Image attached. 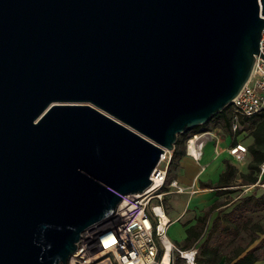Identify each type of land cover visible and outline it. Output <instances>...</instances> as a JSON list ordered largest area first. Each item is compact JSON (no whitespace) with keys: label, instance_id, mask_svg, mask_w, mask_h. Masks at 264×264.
I'll return each mask as SVG.
<instances>
[{"label":"water","instance_id":"1","mask_svg":"<svg viewBox=\"0 0 264 264\" xmlns=\"http://www.w3.org/2000/svg\"><path fill=\"white\" fill-rule=\"evenodd\" d=\"M264 0H0V264H67L252 73Z\"/></svg>","mask_w":264,"mask_h":264},{"label":"built area","instance_id":"2","mask_svg":"<svg viewBox=\"0 0 264 264\" xmlns=\"http://www.w3.org/2000/svg\"><path fill=\"white\" fill-rule=\"evenodd\" d=\"M228 110L229 127L233 133L241 131L247 119L264 110V30L250 78ZM213 140L209 132L192 135L186 141V155L199 161L204 145ZM218 153L215 146L214 154ZM228 154L233 162L241 163L247 157V150L243 144L236 143L228 149ZM172 155L173 151L167 150L160 155L150 176L149 188L142 193L122 195L121 202L109 218L80 235L67 264H164L165 256L168 264H173L174 257L183 264H195L197 244L186 249L178 248L167 236L171 220L166 217L165 197L183 192L176 182L170 184L175 191L163 189ZM263 175L264 160L259 166L258 181L245 188L264 189ZM169 241V254L166 255V242Z\"/></svg>","mask_w":264,"mask_h":264},{"label":"trees","instance_id":"3","mask_svg":"<svg viewBox=\"0 0 264 264\" xmlns=\"http://www.w3.org/2000/svg\"><path fill=\"white\" fill-rule=\"evenodd\" d=\"M226 110H228V107L213 119L221 118L224 122V126L230 129L229 116L226 115ZM245 124L249 125V136L252 138V143L246 147L247 156L250 158L247 165L248 173L246 175H240V178L242 182L255 184L259 174V166L264 160V110L254 117L247 119ZM202 127L203 126H199L187 130L177 137L170 165L173 159L178 160L184 155V152L179 150L178 146L182 145L187 138L191 137ZM242 130H244V127ZM242 130L237 131L236 135H239ZM224 166V171L219 175L218 181L214 185V188L218 190L217 192L220 195L233 193L232 190L227 188L233 186L232 183L237 174V170L231 164L226 162ZM200 187L213 188L212 185L208 183H200ZM163 189H166V187H163ZM231 205L232 209L230 211L224 210ZM222 206L226 207L216 212L208 228L207 220L212 212L218 208L216 204L211 205L208 211L197 218L196 223L188 226L184 230L186 234L184 245L191 246L194 243L197 244L195 264H219L221 261L223 264H256L262 257L261 250L264 249V223L260 221L251 222V217L246 214L248 212H262L260 218L264 219V193L258 197L255 195H248L240 198L237 203L226 202L222 204ZM241 232L247 235V241L241 244L240 242L244 239L239 237L238 240L240 242L235 244L227 252H223L221 249L223 245L221 242L215 240L216 235L227 236L230 237L227 245H230L235 242Z\"/></svg>","mask_w":264,"mask_h":264},{"label":"rangeland","instance_id":"4","mask_svg":"<svg viewBox=\"0 0 264 264\" xmlns=\"http://www.w3.org/2000/svg\"><path fill=\"white\" fill-rule=\"evenodd\" d=\"M226 115L229 116V110H226ZM204 132H209L214 137V145H228L231 144L234 138L235 141V135L236 133L231 132V130L228 127L224 126V122L221 118H215L212 121L208 122L207 124L203 125L202 128H200L195 134L198 135ZM250 132L249 125L246 124L244 127V130H242L238 142L246 145L245 142V135L247 136ZM188 139V138H187ZM178 146L179 150H182L184 152V155L180 159H173L172 164L169 167V172L166 178V189L170 191H175V188L170 187V184L172 182H176L179 187L181 186V183L178 181V177L180 174L183 173L182 167H181V160L183 157H186V141ZM209 145V142L207 143ZM234 145V144H233ZM218 151L221 152L220 147H217ZM206 150V149H205ZM192 159V158H191ZM193 160V159H192ZM223 162V161H222ZM186 188H184V191L182 193H172L165 197V211L168 216V218L172 221L167 229V236L173 243L178 247L182 249L189 248L190 246H185L184 242L177 243L175 238L176 235L180 237V234L183 231V228H187L188 226L196 223L197 218L202 216L206 211H208L209 207L213 204H216L218 206L215 211L212 212L209 219L207 220V228L210 225L211 220L216 215V212L218 210H223L225 206H222V204L226 202H235L237 203L239 198L246 197V194L242 193V187L236 186L233 190V193L226 194V195H220L218 192L214 191V193H208L209 195H205L203 192H198V194H195V196H192L189 194L191 189V184L185 185ZM184 186V187H185ZM169 187V189H168ZM196 189V188H195ZM256 190L263 192L264 189H261L260 187H257ZM232 209V205L230 207L225 208V211H230ZM175 215V216H174ZM246 215H249L251 217V222L260 221L261 223H264V219L260 218V215H262V212L260 213H250L248 212ZM240 223V222H239ZM241 237L244 240L241 242L238 240V238ZM248 237L245 233L241 232L239 236L236 238L235 242L227 245V243L230 240V237L227 236H215V240L218 242H221L223 246H221V249L223 252L229 251L235 244L240 242L241 244H244L247 241ZM261 256L264 259V249L261 250ZM173 264H183V262L174 257ZM221 264V263H219Z\"/></svg>","mask_w":264,"mask_h":264},{"label":"crops","instance_id":"5","mask_svg":"<svg viewBox=\"0 0 264 264\" xmlns=\"http://www.w3.org/2000/svg\"><path fill=\"white\" fill-rule=\"evenodd\" d=\"M240 134L235 135V141L233 138L232 143L231 144L229 143L228 145H221V146L214 145L213 141L209 142V145H207L208 143L207 142L203 147L202 156L200 160L197 162L192 160L189 156L183 157L181 160V167H182L183 173L180 174L178 177V181L181 183V186H182L181 188L183 189V191H184V188H186L185 185L191 184V189L192 188L193 189L192 191L189 192V194L192 196H195V194H198V192H203L205 193V195H209L208 193H214V191L217 192L218 190L214 188V185L217 183L219 175L224 171L225 169L224 164L227 162L231 164L232 166H234L235 169L237 170L236 177L234 179V182L232 183L233 186H230L227 189L233 191L236 186H241L243 194H246L247 196L248 195H255L256 197L260 196L263 192L256 190L257 187L252 188V189L251 188L246 189L245 187H249L254 184H247L246 182H242L240 178V175H246L248 173L247 165L250 161L249 156H247L245 160H243L241 163H235L231 160V157L228 154V149L233 147L236 143H239L238 138ZM245 137H246L245 139L246 145L244 146L247 147L248 145L252 143V138L249 136V134L247 136L245 135ZM215 146L216 147L219 146L221 149V152L219 151L217 155L214 154ZM263 178H264V175L262 176V179ZM258 179L259 177L257 176V181ZM200 183H204V184L208 183L212 185L213 188H201ZM229 203H232V202H229ZM263 213H264V210H263ZM185 236L186 234L183 228V231L180 234V237L176 235V238H175L176 242L177 243L184 242ZM220 263L223 264L222 261ZM256 264H264V259L261 257L256 262Z\"/></svg>","mask_w":264,"mask_h":264},{"label":"bare ground","instance_id":"6","mask_svg":"<svg viewBox=\"0 0 264 264\" xmlns=\"http://www.w3.org/2000/svg\"><path fill=\"white\" fill-rule=\"evenodd\" d=\"M168 218V216H166ZM169 248H170V241L169 242H166V255L169 254ZM164 264H168V261H167V256H165L164 258Z\"/></svg>","mask_w":264,"mask_h":264}]
</instances>
